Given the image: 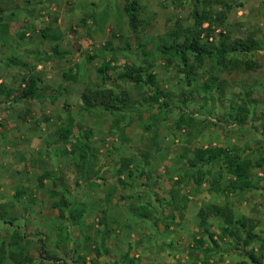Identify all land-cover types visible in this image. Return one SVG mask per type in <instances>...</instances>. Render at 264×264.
Wrapping results in <instances>:
<instances>
[{
	"label": "rangeland",
	"instance_id": "1",
	"mask_svg": "<svg viewBox=\"0 0 264 264\" xmlns=\"http://www.w3.org/2000/svg\"><path fill=\"white\" fill-rule=\"evenodd\" d=\"M126 3L0 0L1 264H258L235 250L243 241L224 236L217 217L208 218L210 257L193 250L198 212L208 203L228 206L256 235L245 250L264 264V0H136V30ZM195 10L211 14L208 41L248 39L260 49L227 70L208 60L198 67L190 57L181 71L160 49L176 29L192 26ZM103 61L112 84L97 72ZM128 64L155 76L164 109L150 99L152 88L115 79ZM31 75L40 80L36 95L21 99ZM210 77L218 89L208 93ZM86 88L113 89L129 106L87 113ZM238 107L248 110L243 124ZM207 146H233L248 158L254 189L211 191L221 172L213 165L196 185L187 158ZM121 158L130 160L132 176L117 175ZM45 173L51 177L40 186Z\"/></svg>",
	"mask_w": 264,
	"mask_h": 264
},
{
	"label": "trees",
	"instance_id": "2",
	"mask_svg": "<svg viewBox=\"0 0 264 264\" xmlns=\"http://www.w3.org/2000/svg\"><path fill=\"white\" fill-rule=\"evenodd\" d=\"M124 14L127 18L128 25L131 29L136 30L137 24V3L136 0H127L124 6ZM193 23L191 27L178 28L173 33L174 41L169 46H163L160 52L167 54L171 57L177 58L179 64L182 67L181 71L188 66L190 57H192L194 63L199 67L202 66L207 60L213 65L217 66L221 70H227L229 67L237 65L239 62L237 56L244 58L246 55L260 49L258 43L248 39L237 40H222L218 43L208 41V35L210 32L211 24L213 23L211 14L208 11H193L192 13ZM204 23H207L206 27H203ZM45 36V33H43ZM144 52V51H143ZM146 56V53H143ZM243 64L246 69H255V64L250 60L243 59ZM184 67V68H183ZM112 70L109 61H103L102 65L98 68L97 72L101 76L102 80L108 84H112L113 77L109 74ZM115 79L121 80L125 83L132 84L136 88L150 87L153 89L150 99L160 109L166 107V103L160 102L162 93L158 90L155 82V76L146 72V70L137 64L124 65L122 69L117 73ZM25 81V88L21 93V99H32L37 92L40 80L37 77L29 76ZM216 85V78L210 77V81L203 85L205 92H211ZM81 109L87 113L93 111H102L104 113H121L128 108V98L113 89H91L86 88L81 93ZM247 108L238 107L237 113L240 119L237 120L238 124H243L244 119L247 117ZM187 125L188 121H184ZM70 126L65 127L62 130V134L65 139L70 134ZM85 144H80L79 151L83 153L85 150ZM80 160L85 162V154H79ZM83 159V160H82ZM130 160L128 158H121L120 165L117 169V175L120 177L124 174L132 176V172L129 170ZM187 165L190 169V177L194 179L196 185H202L204 178L209 175L210 170H203L204 167L217 166L221 172L218 173V178L212 180L209 183V189L215 193L227 194L231 192L251 191L254 189L251 182L252 176V162L237 153L233 146H207L197 147L190 150V157L187 158ZM78 168L79 165H78ZM227 175L228 178L224 184H221L223 176ZM49 173L42 174L38 177L39 185H43V180L50 178ZM121 182L120 179H118ZM60 203H57L59 216L63 214V207L67 206L64 197L62 196ZM145 213V212H144ZM200 220L201 231L197 238L194 239L193 250L199 251L200 254L208 259L210 252L213 251L211 243L213 240V233L211 232L208 224V218L217 217L222 219L224 227L222 228V234L229 236L240 241H243L240 246H237L235 250L242 252V255H246L253 263H260L256 260L255 256L251 252L245 250V246L254 238V235L250 231L244 230L243 221L236 219L233 216L232 211L228 206L220 207L214 204H204L198 212ZM142 218H146L144 214L140 215ZM243 232L245 236H243ZM239 247V248H238ZM3 261V257L0 255V264ZM62 264H67L63 262Z\"/></svg>",
	"mask_w": 264,
	"mask_h": 264
}]
</instances>
